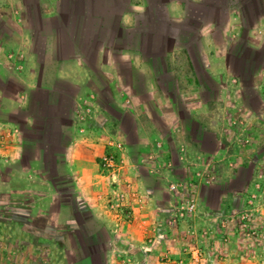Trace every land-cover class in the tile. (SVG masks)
Listing matches in <instances>:
<instances>
[{
  "label": "crops",
  "instance_id": "crops-1",
  "mask_svg": "<svg viewBox=\"0 0 264 264\" xmlns=\"http://www.w3.org/2000/svg\"><path fill=\"white\" fill-rule=\"evenodd\" d=\"M32 1L0 0V142L7 146L12 170L17 174L30 173L33 162L37 160V164L42 160L43 152L38 147L29 153L30 160H25L23 130L40 129L47 137V122L54 120L53 125H56L64 146L59 156H53L62 160L74 190L89 207L90 216L84 222L86 233L94 234L104 228L109 234L106 264H123L119 260L121 247L116 240L147 247L150 241L154 243V240L160 239L163 241L160 251L168 248L165 240L172 236H181L185 240L187 236L184 237L182 232L185 222L179 230L165 226V219L171 212V201L169 189L161 183L164 182L161 177H166L169 183L173 179L169 169L175 173L174 167L177 166L168 144L178 134L180 140L187 144L184 145L186 151L202 158L209 153L217 155L235 147L233 143L238 142L237 135L230 132L236 127L247 126L251 134H257L258 130L264 133V65L250 78L261 101L257 108L246 101L245 83L232 69L233 48L241 34L244 35L245 47L264 48V11L257 12L252 25L248 26L243 17L247 9L245 0H229L226 20L221 28L212 17L200 22L199 58L208 84L216 90L214 99H206L203 95L206 83L201 79L191 51L175 43H169L164 49L161 70L172 74L176 91L191 111L192 119L216 137V145L209 152L202 138L190 135L186 121L178 123L177 120L171 126L174 132L169 138L152 118L149 106H131V96L151 93L154 87L159 90V96L167 97L170 93L165 80L155 74L153 59L147 56L150 52L148 34L133 32L128 40L123 38L125 28L139 26L141 16L152 9L149 0H126L119 14L123 27L120 32L122 42L113 39L107 43L99 39L93 43L90 57L79 45L83 28L73 32L56 23L62 0H35L36 6ZM193 1L200 3L205 0ZM165 2L168 17L178 21L186 18L188 9L184 0ZM39 15L48 20L40 51L37 39L42 30L35 21ZM120 63L132 66L133 72L132 69L128 72L121 68ZM138 79L142 84L138 85ZM64 83L75 87L69 99L65 97L68 93ZM107 86L111 91L110 100L122 104L118 111L108 106ZM44 91L50 94L44 97ZM157 109L164 126L176 121L174 113L171 117L167 116L165 106ZM20 111L24 112V118L20 120L3 117L6 114L15 116ZM128 119L131 122L128 123ZM239 133L240 130H237L236 134ZM118 140H122L127 148L123 152L126 163L120 178L132 181L142 194V200L135 203L128 217H118L108 208V197L114 184L103 174L100 165L105 153L119 150ZM181 146L178 143L173 149L178 155L177 164L185 166L186 162L179 157ZM231 152L236 154L237 151L231 149ZM45 172L50 173L48 169H44ZM10 189L8 175L0 172V193ZM201 205L200 214L206 211L205 217L209 218L210 210ZM224 247L221 251L228 254L229 250Z\"/></svg>",
  "mask_w": 264,
  "mask_h": 264
},
{
  "label": "rangeland",
  "instance_id": "rangeland-1",
  "mask_svg": "<svg viewBox=\"0 0 264 264\" xmlns=\"http://www.w3.org/2000/svg\"><path fill=\"white\" fill-rule=\"evenodd\" d=\"M216 2L221 1L216 0ZM245 2L247 9L243 12V16L250 20L256 17L257 12L264 11L263 0H245ZM34 5H37V1ZM35 21L37 27L42 30L38 38L41 40L37 39V49L40 51L48 20L39 15ZM150 24L152 25L144 30L145 34H148V49L157 54L156 66L163 68L162 43L169 32L160 29L156 22ZM169 41L170 44H176L173 38ZM242 44L244 40L240 36L235 44L239 49H236V53L234 50L232 52V69L234 73L238 72L239 75L247 78L244 87L246 101L250 106L257 108L261 101L258 90L250 83V78L264 65V48L243 53L241 49L247 47ZM194 53L195 64L201 79L206 83L203 95L206 99H214L216 90L213 85L208 84L198 51ZM119 65L131 72L132 66L129 64ZM162 77L170 91L169 96H159V90L154 87L151 93L128 96L131 106H149V110H152L150 112L152 118L169 138L174 132L171 126L175 125L177 120L178 123L182 120L186 121L190 135L194 138H202L205 147L211 152L216 145V137L210 131H204L202 125L192 119L191 111L182 103L176 91L172 74L163 70ZM136 81L138 85L141 83L140 79ZM63 86L68 89V95L65 97L69 99L75 87L66 83ZM105 93L108 106L118 111L122 104L110 100L111 91L108 86L105 88ZM159 106H165L169 117L174 113L176 121L164 126L157 109ZM173 109L176 112H172ZM3 117H16L20 120L24 118V112L20 111L15 116L6 114ZM127 121L131 122L130 119ZM249 129L247 126L236 127L230 132L237 135L238 142L233 143L235 147L225 149L217 155L209 153L202 158H196L193 152L192 154L186 151L184 145L187 144L180 140L178 134L171 139L168 148L173 151L170 154L173 155V162L177 165L174 167L176 168L174 172L179 178H186L195 171L198 172L195 194L201 203L208 207L206 209L210 210L209 218L205 217V211L201 213L202 215L199 212L196 220L185 222L184 227L182 223H166L165 226L172 230L183 227L182 232L187 238L185 240L181 236L168 238L165 241L169 246L165 251H160L163 242L160 239L154 240V243L150 241V246L147 247L133 245L127 240H116L117 245L121 247L122 255H119L121 263L264 264V133L258 130L257 134H251ZM237 130H240L239 134H236ZM41 131L40 129L30 131V138L42 142L46 136ZM134 137L135 135L132 134V138ZM0 143V172L6 173L11 183L9 191L0 193V264H106L110 245L109 234L104 228L94 234L86 233L84 222L90 216L89 207L83 197L74 190L69 175L65 174L69 176L65 183L57 179L55 173L58 169L55 167L53 169V160H51L53 153L50 154L54 148H51L50 153L45 154L46 166L50 173H43L47 168L42 159L37 164L35 163L37 160L33 162L32 172L17 174V171L12 170L13 164L8 160L10 157L7 158L6 144ZM178 143L182 145L179 157L184 159L185 166H182V163L177 164L178 155L176 156L173 148ZM231 149L236 150V154H232ZM57 151L59 150L54 149L53 152ZM29 160L30 154H26V161ZM62 170L64 166L60 165L59 171ZM58 178H61V175ZM165 178L161 177L165 182L161 183L169 189V183ZM208 219L212 221L209 222ZM223 246L227 251L229 250L228 254H223L221 251ZM91 250L95 260L88 257V252Z\"/></svg>",
  "mask_w": 264,
  "mask_h": 264
},
{
  "label": "trees",
  "instance_id": "trees-1",
  "mask_svg": "<svg viewBox=\"0 0 264 264\" xmlns=\"http://www.w3.org/2000/svg\"><path fill=\"white\" fill-rule=\"evenodd\" d=\"M149 1L151 5H153L152 9L147 15L141 16L139 26H136L134 28H125V35L123 38L128 40L127 38H130L133 32H140L141 34H145V27L148 24L151 26L152 24L150 23L155 21L159 25L160 29H166L167 32H169L165 37L166 40L162 43L163 48L165 49V47L170 43V38H173L176 44L184 45V47L191 51L193 60L196 58V54L194 53L196 50L198 51L199 55L200 22L203 23L206 19L212 17L215 20L217 26L221 28L226 20L229 3V0H220L221 2H216V0H205L200 3L193 0H184L187 3V15L184 20L178 21L166 15L165 0ZM125 5L126 0H62L61 13L57 18L56 23L60 25V27H66L67 30L73 32L76 29L79 30V28L82 27L83 31L80 34L79 45L84 51L87 52V56L90 57L91 47L93 46V43L99 39H102L107 43H111L113 39H115L116 42H122L120 32L123 27L121 25V22H119V14L125 7ZM155 9L157 11H155ZM157 13H159V15H157ZM243 17L246 25H252L253 19L250 20L245 15ZM241 37H243L244 40L243 34H241ZM242 45L245 46L244 44ZM236 49L238 50L239 48L235 47V53ZM254 50L255 49L248 47L245 49H241V52L243 51V53H245V51L249 52ZM160 55L161 54H159V56ZM147 56L151 58V60L153 59L152 65L155 74L162 81H164L161 68L158 69L155 64V58L157 57V54L150 51L148 52ZM235 75L246 84V77L239 75L238 72H235ZM65 89L68 91L66 87ZM167 91L169 90L167 89ZM48 94L50 93L44 91L43 96L47 97ZM53 124H55L54 120H49L47 122L49 133L42 142H36L32 138H30V131L33 130H30L29 132L26 129L23 130L25 134V160L26 154L28 155L34 147H38L43 152L42 159L45 167L48 169V166H46L47 158L45 157V154L50 153L51 148L59 151L55 153L53 152V149L50 154L53 153L54 156H59L61 154L64 143L61 142L60 133L58 132V130L56 131V125ZM53 154L51 155V160H53V169L54 167L58 169V172H56L55 175H57V179L60 180L61 183H65L67 181L66 179H68L69 176H66L67 174L64 171L65 168L64 170H62V172L59 171V167L60 165H63V162L58 157L55 158ZM60 175L61 178H58V176ZM88 255L89 258L91 257L90 259L95 260L94 256H92V250L88 252Z\"/></svg>",
  "mask_w": 264,
  "mask_h": 264
},
{
  "label": "built area",
  "instance_id": "built-area-1",
  "mask_svg": "<svg viewBox=\"0 0 264 264\" xmlns=\"http://www.w3.org/2000/svg\"><path fill=\"white\" fill-rule=\"evenodd\" d=\"M116 144L120 151L113 150L105 153L101 157L100 165L103 174L114 184L108 197V208L118 217H128L135 203L142 200V194L132 181L120 178L126 163L124 153L127 148L122 140H118ZM169 170V174L173 176L168 184L171 212L165 220L171 224L196 220L201 207V201L195 194L198 172L195 171L186 178H179L172 169Z\"/></svg>",
  "mask_w": 264,
  "mask_h": 264
}]
</instances>
